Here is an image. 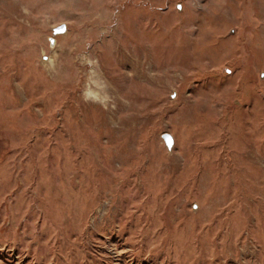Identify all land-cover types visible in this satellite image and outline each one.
Wrapping results in <instances>:
<instances>
[{
  "label": "rangeland",
  "instance_id": "rangeland-1",
  "mask_svg": "<svg viewBox=\"0 0 264 264\" xmlns=\"http://www.w3.org/2000/svg\"><path fill=\"white\" fill-rule=\"evenodd\" d=\"M0 264H264V0H0Z\"/></svg>",
  "mask_w": 264,
  "mask_h": 264
},
{
  "label": "water",
  "instance_id": "water-1",
  "mask_svg": "<svg viewBox=\"0 0 264 264\" xmlns=\"http://www.w3.org/2000/svg\"><path fill=\"white\" fill-rule=\"evenodd\" d=\"M62 30H64V26L62 27ZM163 137L165 139V142L168 144V145H171L172 142H173V138H172V135L170 133H164L163 134Z\"/></svg>",
  "mask_w": 264,
  "mask_h": 264
}]
</instances>
